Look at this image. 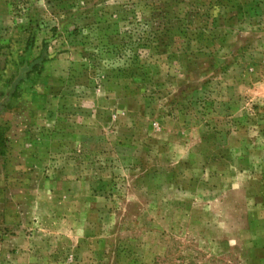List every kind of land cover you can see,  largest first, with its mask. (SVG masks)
Here are the masks:
<instances>
[{"label":"rangeland","instance_id":"374dc122","mask_svg":"<svg viewBox=\"0 0 264 264\" xmlns=\"http://www.w3.org/2000/svg\"><path fill=\"white\" fill-rule=\"evenodd\" d=\"M146 1L0 0V264H264V0Z\"/></svg>","mask_w":264,"mask_h":264},{"label":"trees","instance_id":"16d2710c","mask_svg":"<svg viewBox=\"0 0 264 264\" xmlns=\"http://www.w3.org/2000/svg\"><path fill=\"white\" fill-rule=\"evenodd\" d=\"M128 2H126V3H128ZM132 3H133V5L136 4L134 2H132ZM145 4H146L145 6H147V8H151V13H152V16L153 17H155V16H162L161 19H166L167 18L168 13H166V11L163 9V7H159L157 5H155L157 7L150 6L148 0L146 1ZM128 5H129V3H128ZM122 12H124V11H122ZM130 12H131V9L127 8L126 11H125V16H124L126 20L128 19V16H129ZM132 13H133V15L134 14L137 15V12H136V9L135 8L133 9ZM156 30H154L152 27L149 26L144 31V33L139 34V36H138V47L141 48V49L137 48V50H139V51H137L135 49L136 55L134 56V58L132 57V59H131L132 62H134V63L137 64L138 68H143L142 67L143 66L142 65L143 64V61L140 59V54L144 51L142 49L143 48H146V46H148V45L151 46V48H157V47H159L164 42V39L169 38V36L171 34V26H170L169 22H165V21L159 22V25L157 26ZM140 41H142V43H140ZM46 59H47L46 56L40 55L36 59V61L37 62L38 61L40 62V61H42V60L44 61ZM35 66H36L35 64H32L31 69L33 67H35Z\"/></svg>","mask_w":264,"mask_h":264}]
</instances>
